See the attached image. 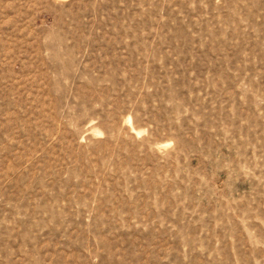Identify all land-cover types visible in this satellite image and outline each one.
Returning <instances> with one entry per match:
<instances>
[{
  "label": "rangeland",
  "instance_id": "obj_1",
  "mask_svg": "<svg viewBox=\"0 0 264 264\" xmlns=\"http://www.w3.org/2000/svg\"><path fill=\"white\" fill-rule=\"evenodd\" d=\"M0 264H264V0H0Z\"/></svg>",
  "mask_w": 264,
  "mask_h": 264
}]
</instances>
